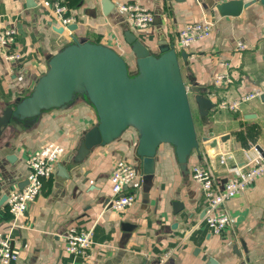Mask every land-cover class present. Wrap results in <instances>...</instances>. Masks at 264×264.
Listing matches in <instances>:
<instances>
[{"label": "crops", "instance_id": "obj_1", "mask_svg": "<svg viewBox=\"0 0 264 264\" xmlns=\"http://www.w3.org/2000/svg\"><path fill=\"white\" fill-rule=\"evenodd\" d=\"M64 1L77 28L58 32L54 25L60 23L38 0H0V31L16 29L11 50L20 54L13 61L0 56V117H8L0 125V235L11 234L19 254L12 264L69 261L63 234L72 225L92 229L95 241L90 257L77 264H157L170 250L174 252L165 264H264V174L227 202L231 224L222 234L212 233L204 222L208 202L192 177L199 165L225 182L264 160V102L257 97L237 110L218 106L241 98L250 91L248 86L264 90V3L241 0L250 4L240 15L229 16L217 9L225 0ZM134 1L156 15V22L144 31L136 30L118 8ZM204 17L215 22L213 33L180 48L177 30ZM127 31L141 39L156 60L167 61L165 79L176 86L173 62L159 50L163 40L173 45L188 92L215 103L203 117L193 104L197 145L183 144L169 132L152 135L151 117L133 115L104 142L82 151L86 133L104 116L102 82L95 79L102 64L75 60L60 71L53 60L79 44L108 48L125 61L128 89L135 90L149 78L126 41ZM239 42L246 47L237 49ZM219 73L228 74L231 82L216 84ZM49 83L56 85L54 91L36 94ZM205 135L218 138V154L207 153L201 139ZM48 142L62 145L65 154L13 226L8 194L24 185L29 156ZM146 150L155 158V171L148 176L141 162ZM118 159L129 161L141 176L129 187L135 201L115 210L105 205Z\"/></svg>", "mask_w": 264, "mask_h": 264}, {"label": "built area", "instance_id": "obj_2", "mask_svg": "<svg viewBox=\"0 0 264 264\" xmlns=\"http://www.w3.org/2000/svg\"><path fill=\"white\" fill-rule=\"evenodd\" d=\"M201 1L197 0L198 3ZM38 4L48 10L65 29H69L68 26L76 20L64 0H38ZM118 8L126 14L136 30L144 31L154 24L155 14L138 1L119 3ZM214 26L215 22L209 17L188 22L176 32L175 37L178 46L183 49L190 48L195 43L208 38L213 33ZM16 36L17 31L11 26L0 31V56L4 60L13 61L20 58L18 52L11 50ZM245 47L243 42L237 44V49H244ZM214 81L216 84H220L223 81L231 82V78L226 73H219ZM248 87L251 88L250 91L241 98L233 101H222L218 103V106L237 110L242 103L254 101L264 92L263 88L257 86ZM64 154L65 148L62 145L48 142L38 152L29 156L30 171L24 185L11 190L8 194L7 207L14 220L13 226H18L21 216L37 199L43 181L53 176L57 164ZM222 160L225 161L224 156ZM263 174L264 160L225 182L217 179L214 173L206 167L199 165L193 167L192 177L200 184L208 202L204 212V222L212 233L222 234L229 228L231 216L226 208L227 202L244 194ZM140 176L139 170L133 164L127 160L118 159L110 174L112 194L105 206L115 210L130 206L135 201V193L129 190V187ZM63 238L65 241L64 250L70 259L61 264H77L81 259L86 260L90 257V250L95 244L92 229L72 225L63 234ZM173 252L170 250L161 255L157 264H165ZM18 260L19 254L15 251L11 234L0 235V263L12 264Z\"/></svg>", "mask_w": 264, "mask_h": 264}, {"label": "water", "instance_id": "obj_3", "mask_svg": "<svg viewBox=\"0 0 264 264\" xmlns=\"http://www.w3.org/2000/svg\"><path fill=\"white\" fill-rule=\"evenodd\" d=\"M264 3V0H261ZM250 3L241 0H225L217 5L221 15L238 16ZM156 15L155 21L156 22ZM54 25V29L63 32V26ZM70 30L77 28V23L68 26ZM126 41L131 45L140 68L148 76V82L140 88L129 91L127 66L125 61L114 51L91 45L79 44L68 51L62 52L53 60L60 71L68 67L75 60L81 62L97 61L102 64L101 69L96 72L95 79L102 82V105L104 116L100 125L91 128L85 135L82 151L87 153L93 146L105 141L106 136L112 135V131L124 127L128 118L133 115L150 116V134L169 132L179 139L183 144L197 145V129L193 114V104L198 108L200 117L207 114L208 109L214 107L215 103L201 93L191 95L184 85L178 57L175 47L167 41L159 43V50L172 60L175 69L176 86L170 85L165 79L163 68L167 61H158L149 47L139 39L133 32H126ZM181 55L187 59L188 53L182 51ZM169 63V62H168ZM96 64L94 66H96ZM77 66V65H75ZM76 71V69H74ZM56 85L42 84L36 94L54 91ZM259 98L264 102V92ZM8 117H0V125L6 124ZM115 133V132H114ZM203 147L208 154L214 156L220 152L217 137L202 136ZM224 137L220 138L224 142ZM142 156L143 175L148 176L155 171V158L151 150H146Z\"/></svg>", "mask_w": 264, "mask_h": 264}]
</instances>
